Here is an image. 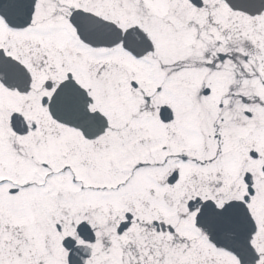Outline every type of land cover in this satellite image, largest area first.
Here are the masks:
<instances>
[{"label":"snow or ice","instance_id":"obj_1","mask_svg":"<svg viewBox=\"0 0 264 264\" xmlns=\"http://www.w3.org/2000/svg\"><path fill=\"white\" fill-rule=\"evenodd\" d=\"M0 264H264V0H0Z\"/></svg>","mask_w":264,"mask_h":264}]
</instances>
